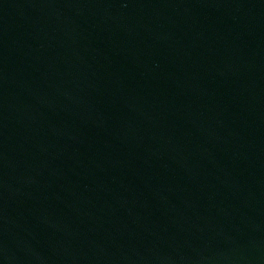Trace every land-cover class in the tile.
I'll use <instances>...</instances> for the list:
<instances>
[{"label": "water", "instance_id": "obj_1", "mask_svg": "<svg viewBox=\"0 0 264 264\" xmlns=\"http://www.w3.org/2000/svg\"><path fill=\"white\" fill-rule=\"evenodd\" d=\"M0 264H264V0H0Z\"/></svg>", "mask_w": 264, "mask_h": 264}]
</instances>
